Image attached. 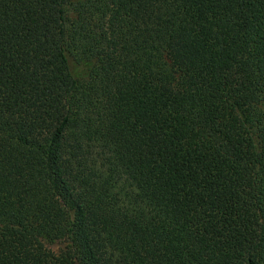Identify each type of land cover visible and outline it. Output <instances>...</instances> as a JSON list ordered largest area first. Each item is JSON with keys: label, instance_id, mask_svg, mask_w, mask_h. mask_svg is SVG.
Returning <instances> with one entry per match:
<instances>
[{"label": "trees", "instance_id": "1", "mask_svg": "<svg viewBox=\"0 0 264 264\" xmlns=\"http://www.w3.org/2000/svg\"><path fill=\"white\" fill-rule=\"evenodd\" d=\"M0 264H264V0H0Z\"/></svg>", "mask_w": 264, "mask_h": 264}, {"label": "rangeland", "instance_id": "2", "mask_svg": "<svg viewBox=\"0 0 264 264\" xmlns=\"http://www.w3.org/2000/svg\"><path fill=\"white\" fill-rule=\"evenodd\" d=\"M62 244H53V245H50V248L54 251H57L59 248H62Z\"/></svg>", "mask_w": 264, "mask_h": 264}]
</instances>
